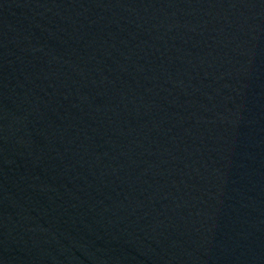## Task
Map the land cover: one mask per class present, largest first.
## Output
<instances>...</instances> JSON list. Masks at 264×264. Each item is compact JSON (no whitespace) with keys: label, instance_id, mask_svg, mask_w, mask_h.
I'll return each instance as SVG.
<instances>
[{"label":"water","instance_id":"obj_1","mask_svg":"<svg viewBox=\"0 0 264 264\" xmlns=\"http://www.w3.org/2000/svg\"><path fill=\"white\" fill-rule=\"evenodd\" d=\"M0 264H264V172L0 144Z\"/></svg>","mask_w":264,"mask_h":264}]
</instances>
